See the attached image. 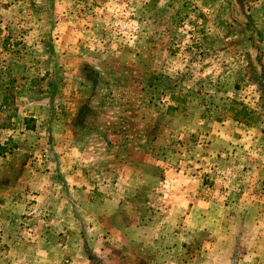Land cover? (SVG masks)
Here are the masks:
<instances>
[{
    "label": "rangeland",
    "instance_id": "374dc122",
    "mask_svg": "<svg viewBox=\"0 0 264 264\" xmlns=\"http://www.w3.org/2000/svg\"><path fill=\"white\" fill-rule=\"evenodd\" d=\"M258 236L264 0H0V264H241Z\"/></svg>",
    "mask_w": 264,
    "mask_h": 264
},
{
    "label": "crops",
    "instance_id": "0c3cea01",
    "mask_svg": "<svg viewBox=\"0 0 264 264\" xmlns=\"http://www.w3.org/2000/svg\"><path fill=\"white\" fill-rule=\"evenodd\" d=\"M257 176L258 174L256 173V180H258ZM255 179H253L252 182H255ZM194 205H196V203H194ZM215 208L223 211L226 210L227 207L225 206V203L219 205V207L217 205L216 207H214L212 204H209V206L205 208L204 213H207V211L209 210H214ZM192 212L196 215H202V209L197 206L192 207ZM215 220L216 219L211 216L210 219H204V222H206L207 224V222ZM251 221H253L252 224L254 225V227L261 224L259 223L260 221L257 220V218H253L251 219ZM247 243L248 247L245 248L243 250V253L240 255L241 264H264V236H258V241H255V238L252 239L251 237H247ZM14 255V257L18 258L20 261L26 260L24 262L19 261L18 264H63L62 262L54 261V259H57L58 256H55L56 254H53L50 251L38 252L37 250H29L27 252L23 249L20 252H16ZM38 259L39 262L37 261Z\"/></svg>",
    "mask_w": 264,
    "mask_h": 264
},
{
    "label": "trees",
    "instance_id": "16d2710c",
    "mask_svg": "<svg viewBox=\"0 0 264 264\" xmlns=\"http://www.w3.org/2000/svg\"><path fill=\"white\" fill-rule=\"evenodd\" d=\"M252 118V114H250V112L246 108L237 110V112L233 115L234 121L245 125H250L251 123H253Z\"/></svg>",
    "mask_w": 264,
    "mask_h": 264
}]
</instances>
